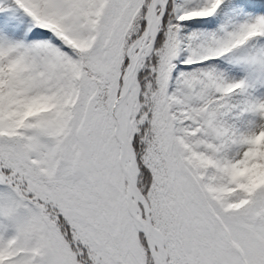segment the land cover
<instances>
[{
	"label": "snow or ice",
	"instance_id": "6c2138e0",
	"mask_svg": "<svg viewBox=\"0 0 264 264\" xmlns=\"http://www.w3.org/2000/svg\"><path fill=\"white\" fill-rule=\"evenodd\" d=\"M0 264H264V0H0Z\"/></svg>",
	"mask_w": 264,
	"mask_h": 264
}]
</instances>
